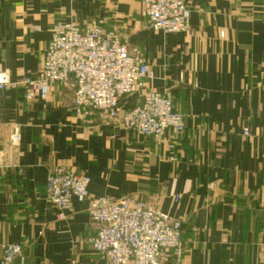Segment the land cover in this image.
Masks as SVG:
<instances>
[{"label": "crops", "instance_id": "0c3cea01", "mask_svg": "<svg viewBox=\"0 0 264 264\" xmlns=\"http://www.w3.org/2000/svg\"><path fill=\"white\" fill-rule=\"evenodd\" d=\"M187 3L190 31L165 34L151 30L143 0H0V70L12 82L40 70L57 22L102 21L154 72L122 105L166 91L186 126L157 143L77 117L66 86L46 101L0 91V258L16 244L26 264H107L88 243V202L60 219L46 199L49 169L65 165L91 178L93 198L134 197L180 220L181 264H264V0Z\"/></svg>", "mask_w": 264, "mask_h": 264}, {"label": "built area", "instance_id": "2783aa9c", "mask_svg": "<svg viewBox=\"0 0 264 264\" xmlns=\"http://www.w3.org/2000/svg\"><path fill=\"white\" fill-rule=\"evenodd\" d=\"M143 5L154 32L190 31L192 11L187 0H143ZM152 79L154 72L143 54L124 42L117 31L105 30L102 21L86 26L60 21L52 29L40 70L18 82L0 70V91L20 87L28 101H46L53 86H66L73 94L77 117L117 121L137 136L160 143L167 132L182 135L186 130L184 117L169 94L148 92L131 109L121 103L124 97L142 93ZM10 142L20 146L19 128L12 129ZM90 184L86 174L56 166L48 171L46 199L60 219L66 218V213L73 214V202H88V214L96 227L88 243L106 257L107 264H162L169 259L173 264L182 263L185 245L180 220L134 197L93 198ZM0 264H26L23 247L4 245Z\"/></svg>", "mask_w": 264, "mask_h": 264}, {"label": "rangeland", "instance_id": "374dc122", "mask_svg": "<svg viewBox=\"0 0 264 264\" xmlns=\"http://www.w3.org/2000/svg\"><path fill=\"white\" fill-rule=\"evenodd\" d=\"M194 84H195V83H194ZM195 85H196V84H195ZM245 130H247L248 135H245ZM242 134H243V136H245V137H249V135H250V131H249L247 128H245V129L243 130ZM172 159H173V158H172Z\"/></svg>", "mask_w": 264, "mask_h": 264}]
</instances>
